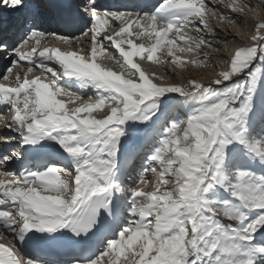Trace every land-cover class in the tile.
I'll list each match as a JSON object with an SVG mask.
<instances>
[{"label": "snow or ice", "instance_id": "obj_1", "mask_svg": "<svg viewBox=\"0 0 264 264\" xmlns=\"http://www.w3.org/2000/svg\"><path fill=\"white\" fill-rule=\"evenodd\" d=\"M124 7L139 10L0 0V264H264V20L208 85L135 59L209 67L201 46L228 43L212 19L227 30L259 9Z\"/></svg>", "mask_w": 264, "mask_h": 264}, {"label": "rangeland", "instance_id": "obj_2", "mask_svg": "<svg viewBox=\"0 0 264 264\" xmlns=\"http://www.w3.org/2000/svg\"><path fill=\"white\" fill-rule=\"evenodd\" d=\"M250 2L255 5L259 11H251L249 12L247 17H242L241 19L246 20V23H240L238 21L237 24L235 25H228V27H231V36L232 39L228 40L227 46H225L223 43L220 44V48H221V52H217V54H219L220 56H223V59H227L234 51L235 49L242 47L244 45H248L251 43L250 37L251 35L254 33V28L252 27L253 23H258L261 22L262 20H264V0H250ZM215 24H213L214 27H216L217 29H219L220 33H225V29L222 27V25L220 24L219 20L214 19ZM203 34H207L205 32H202ZM201 34V33H199ZM202 34V35H203ZM215 35L214 33H209ZM208 36V35H207ZM209 36V37H212ZM235 48V49H234ZM166 51H167V47L166 49H164V51H160L158 52V55H163L164 57L166 56ZM205 53H211L214 54V52L210 49L207 48L205 46V49L201 48L200 49V54L203 56ZM216 53V52H215ZM178 56L179 53L177 52ZM182 55H190L189 59H194L195 58V53H183ZM187 56H185V58H187ZM168 58V57H167ZM219 61V62H218ZM106 64V65H105ZM103 65L107 66L110 65L109 67L114 68L115 65H113L112 63H109L108 61H106ZM156 67V68H155ZM118 70L119 67H118ZM148 70H154L158 73H160V76H164L165 77V81L168 83H175V84H181V85H186L188 83V81L190 79H188L189 76H195L197 74H204L206 76L203 77H197L198 81H200V79L203 78H210V80H213L216 78V76H214V74L218 71L221 70H227V66L223 65L220 63V59H215V60H211L210 61V66L209 67H196L192 64H187L184 67H176L173 68L171 71L166 69L164 66H160L158 65H154L148 68ZM216 71V72H214ZM170 73H174L175 76L173 78L172 75H170ZM190 73V75H189ZM160 81H157V83H159ZM205 83L208 85L210 84L209 82L205 81ZM150 190V189H147Z\"/></svg>", "mask_w": 264, "mask_h": 264}, {"label": "bare ground", "instance_id": "obj_3", "mask_svg": "<svg viewBox=\"0 0 264 264\" xmlns=\"http://www.w3.org/2000/svg\"><path fill=\"white\" fill-rule=\"evenodd\" d=\"M254 25H255V23H253L252 24V27L254 28ZM231 27H233V26H231ZM231 27H228V29L227 30H225V33H220L219 32V34H218V38L219 39H227V41L229 40V39H232V37L233 36H231ZM198 35H201V34H199L198 33ZM215 35H217V34H215ZM207 37H209V36H207ZM84 43H85V41H83ZM222 44V43H221ZM74 46V45H73ZM219 48H220V44L219 45H217ZM76 47V46H75ZM164 49H166V46H164L163 48H162V50L161 51H164ZM235 49V48H234ZM183 54V53H182ZM209 54V53H208ZM211 57H212V59L211 60H215V59H223V56H220L219 54H217V52L215 53L214 52V54H209ZM202 56V55H201ZM106 61H108V60H106L104 57H99L98 58V62H100V63H102V64H104ZM219 62V61H218ZM106 65V64H105ZM113 65H115V64H113ZM114 70H116L115 68H113ZM117 71V70H116ZM119 71V70H118ZM214 72H216V71H214ZM216 74H217V72L214 74V76H216ZM189 75H190V73H189ZM196 76L197 77H203V76H206V75H204V74H197V75H195V76H189L188 77V79H195V80H197L198 81V79L196 78ZM205 81H207V82H209V83H211V81L212 80H210V78H206V79H204L203 80V78L202 79H200V81H198V82H201V83H203V84H205V85H207L206 83H205ZM181 85V84H180ZM69 107H73V105H68Z\"/></svg>", "mask_w": 264, "mask_h": 264}]
</instances>
